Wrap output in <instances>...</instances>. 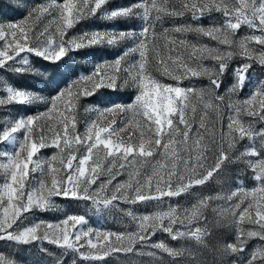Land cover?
<instances>
[{
    "label": "snow or ice",
    "instance_id": "1",
    "mask_svg": "<svg viewBox=\"0 0 264 264\" xmlns=\"http://www.w3.org/2000/svg\"><path fill=\"white\" fill-rule=\"evenodd\" d=\"M109 3L110 0H63L62 3H55V0H52L49 4L34 8L29 12V16L20 22L0 23V41L4 42L3 47H0V68L17 74L37 73L38 70L29 63V55L59 68L61 64L66 63V57L71 58V53L78 52L80 49L105 45L118 46L127 41H131L132 44L114 61L97 64L90 74H82L72 80L65 89L51 97V108L46 112L20 117L0 131V142H7L10 145L19 143V147L14 153L0 151V157L6 158V162L0 163V173L4 177L3 183L0 184V208L3 209L0 214V239H7L23 245L47 241L65 252L78 253L81 259L102 261L113 252H133L134 245L147 242L149 236L157 230L168 233L173 239L185 237L191 233V229L188 232H181L173 228L176 223H184L175 208L157 211L152 215L133 216V220H138V231L136 232L93 230L92 228L85 230L83 227H78L85 224V217L74 214L67 215L55 223L39 221L23 227L21 224L27 218L25 214L54 207L53 197L91 201L92 207L97 213H100L114 207L113 202L118 200L136 204L151 200L158 201L165 196H179L181 192H187L193 185L204 184L213 176V172L229 159L226 151L221 147L215 167L207 170L206 174L198 173V167H203L200 163L203 158V150H201L200 155L196 156L195 162H193L191 154L187 159H180L179 163L183 164L184 172L178 170L177 144L187 148L189 153L193 147L201 148L202 137L196 140L195 145L189 144L192 125L186 117L185 101L189 99L188 94L202 96L203 92L197 93L193 89L183 88L179 84L174 86L162 83L155 79L152 73L155 68L157 72H162L176 81L188 76H207L209 88L220 89L221 78L228 70V60L234 53L232 51L223 52L219 48L209 47L206 44L188 45L186 41L181 40L179 44L190 47L191 54L186 59L182 58V54H180L175 58L169 56L165 60L156 50L157 46L153 42L151 51L159 59L152 63L147 55L148 42L155 36V23L160 20L161 13L169 16H183L185 13H190L192 19L197 21L206 13L216 11L225 17L224 24L220 27L205 28L187 24L177 26L172 30L177 33L195 32L229 48L238 45L241 53L251 59L253 52L248 42L255 41L256 44L264 46V0H235L231 6L227 0H177L179 8L175 4H170V0H139L137 3L111 11L107 7ZM33 13H36L35 19L51 17L43 30H34V25L30 23ZM98 13L102 19L107 20L139 17L143 26L138 32L97 30L78 36L68 35V30L74 28L80 20ZM242 24L247 25L250 29H259L261 34L245 36L239 41L234 40L233 37ZM169 51L179 52L175 40L169 46ZM137 53L139 59L130 61L129 58ZM204 54H206V58L218 62L217 69L204 68L200 65L193 67L189 63L193 56L204 59ZM17 58H19L20 66H15ZM169 60L174 71L169 70ZM9 61L13 63L9 64ZM258 62L264 65V51L260 53ZM250 67L249 63H245L235 69L238 85H234L233 90L238 86H243ZM122 87L136 89L137 94L134 95L131 103L114 104L107 108L95 109L96 119L86 125L84 133L76 131L77 121L73 114V108L81 97L93 96L101 88L118 90ZM4 91L6 98H0V105L11 103L24 105L41 99L31 91L13 86H5ZM215 98L219 101L224 99L220 95ZM58 102L65 104V113L61 114L64 135L63 137L57 135L49 145L44 135L36 139V134L41 127L40 121L50 116ZM205 107H212V105L207 104ZM230 107L235 106L230 105ZM130 112L134 116L142 113L146 121L149 122L145 125L148 133L146 134L142 130L138 143L131 140L127 143L115 142L112 136L117 132V129L112 125L116 124L117 116L121 114L127 116ZM241 112H246L248 116L264 122V87L257 89L250 98L241 102V106L236 108V117H239ZM108 116L111 117V120L106 121L107 126L99 123L101 119H106ZM229 121V135L232 137L228 142L229 149L235 147L236 134H239V139L245 137L254 139L255 135H259L264 140V128L257 134L254 133L251 124L245 127L239 119L231 115ZM179 125H183V130ZM201 127H204L203 119ZM123 130V128L120 129V131ZM21 131L24 132V136L18 142L15 134ZM48 131H52L51 127ZM177 134L182 135L183 139L175 140ZM199 135L197 132L198 137ZM165 140L167 142H164ZM221 140H223V136ZM49 146L56 147L61 155L52 156L51 161H40L38 158L34 160V157H37L42 149ZM158 148L164 149L161 153L164 157L171 154L170 167L167 163H162L159 160L155 164L152 163L150 158L154 157ZM81 149L84 150V153L77 156V152ZM23 153H26V158L22 156ZM258 155L255 147L241 153V157ZM55 161H59L63 172L60 167L53 166ZM146 164L150 165L153 171L146 179H142L139 168ZM126 166L136 167L137 170L134 173H129L128 182L110 187L112 180L118 174L117 169H125ZM249 166L255 170V179L260 182L261 187L254 189L252 193H245V195H252L253 199H256L257 192L264 193V159L249 161ZM45 167L47 168L46 175L51 177L50 183L41 178L33 185L29 181L30 173L39 169L41 175L44 176ZM105 171L111 176V179L101 182L98 188L93 189L92 186L97 183ZM184 173H187V176ZM134 176L136 177L135 182H133ZM185 179H187V183H184ZM174 183L177 186H174ZM241 191L243 190L241 189ZM232 195L235 196L237 193L233 192ZM206 205L207 201L201 200L198 205L194 206L191 215L187 217L189 222L198 217L200 206ZM252 206L250 203L248 208L240 214L241 220H244L245 214ZM255 217L253 221L249 214L248 222L257 224L259 230L249 231L247 236L259 237L264 241V200H258ZM165 219L168 221L167 224L164 223ZM193 234L199 239L202 230L196 229ZM243 243L244 241L241 239L239 245L229 244L225 251L241 252ZM152 247L159 248L170 255L178 254L163 243L154 244ZM0 264H13V262L0 257ZM247 264H264V246L252 254Z\"/></svg>",
    "mask_w": 264,
    "mask_h": 264
},
{
    "label": "rangeland",
    "instance_id": "2",
    "mask_svg": "<svg viewBox=\"0 0 264 264\" xmlns=\"http://www.w3.org/2000/svg\"><path fill=\"white\" fill-rule=\"evenodd\" d=\"M52 0H0V23L20 22L29 16V12L34 8L51 3ZM63 0H55V3H62ZM139 0H110L107 6L109 11L115 8L126 7L137 3ZM229 5L235 3V0H227ZM170 4H175L179 8L177 0H170ZM36 13L30 23L34 25V30H43V27L51 19V17H41L35 19ZM155 16V13H153ZM225 17L222 13L212 11L206 13L199 20L194 21L190 13H185L183 16H169L163 13L160 14V20L155 23V36L148 42L149 51L147 55L152 63H155L159 57L151 51L153 42H155L156 50L160 55L167 60L169 56L175 58L182 54V58H187L192 49L190 47L181 46L179 41L184 40L188 45L191 44H206L209 47L219 48L223 52L232 51L234 54L228 60V70L222 76V86L220 89H210L209 79L207 76L192 77L188 76L179 81L171 79L168 75L157 72L153 68V77L165 84L177 85L183 88H191L194 92H203V95H189V99L185 101L186 117L190 121L192 128L189 133V144L195 145L197 139L201 140V148L193 147L191 153L182 145L177 144V165L180 172H184L183 164L179 163L180 159H187L191 154L193 162L196 156L200 155L203 150V158L200 163L203 167H198V173L206 174L207 170L215 167L216 159L219 156L220 148L226 151L229 159L226 160L219 169L213 172L204 184L193 185L187 192H181L179 196L162 197L160 200H151L147 202H138L130 204L122 200L114 201V207L105 209L103 212L97 213L92 207L91 201L66 199L62 197H53L54 207L44 211L35 210L32 213L25 214L26 219L23 220L21 227L34 224L39 221L59 222L67 215H83L85 224L83 227L92 228L93 230H111L117 232H136L138 231V220H133V216L140 217L143 215H152L157 211H167L169 208L177 209V212L184 223H176L173 228L177 231L191 233L185 237L173 239L168 233L157 230L151 234L148 241L145 243H137L134 245V251L131 253L113 252L106 256L102 261H92L81 259L78 253L58 248L47 241H41L33 244L23 245L17 244L14 241L0 239V257L7 261H12L13 264H247L248 259L252 254L264 246V241L259 237H248L249 231L259 230V226L255 223L248 222L250 214L253 221L255 220L256 204L258 200H264V193L257 192L256 199L252 195L254 189L261 187L260 182L255 179L256 172L249 166V161L264 159V140L259 135H255L254 139L245 137L239 139V134H236L235 147L228 148V142L232 139L229 135V116H233L248 127L251 124L254 133H259L264 128V122L259 121L254 117H250L246 112H241L239 117H236V108L241 106V102L250 98L253 93L264 87V65L258 62V57L264 46L258 45L255 41H249V47L252 49V58L244 56L238 45L229 48L224 45H219L216 41L195 32L177 33L173 31L177 26L191 24L194 27L202 26L205 28L220 27L224 24ZM235 22V21H233ZM143 26V22L139 17L118 18L116 20L102 19L98 13L95 16H90L80 20L74 28L68 30L69 36H78L86 32L93 31H136L138 32ZM169 31H165V30ZM259 29L249 28L242 24L237 30L234 40L239 41L245 36L260 35ZM11 39V37H9ZM176 41V47L179 52L169 51V46L172 41ZM4 42L0 41V47H3ZM131 41L122 42L118 46H99L92 48L80 49L78 52L71 53V58H65L66 63L61 64L59 68L54 65H49L46 62L39 60L34 56L29 55V63L33 68L37 69V73H14L8 69L0 68V98H6L5 86H13L21 90H27L38 95L41 99L30 104H5L0 105V131L10 122L27 117L28 115H36L46 112L51 108V97L56 95L60 90L65 89L72 80L77 79L82 74H90L97 64L110 63L114 61L126 48L131 47ZM198 59L193 56L189 63L196 67L200 65L204 68L217 69L218 62L206 58ZM139 55L134 54L129 58L130 61H136ZM12 64V61L8 62ZM249 63L251 67L246 74V80L243 86H238L233 90L234 85H238L235 76V69ZM169 70L174 71L171 66V61H168ZM15 66H20L19 58H17ZM163 67V65H161ZM110 71V70H108ZM182 72V69L180 70ZM127 75L126 73L124 74ZM75 91V90H74ZM136 93L135 88L122 87L118 90L109 88H101L93 96L81 97L78 104L73 108V114L76 117V131L83 134L86 125L96 119L97 113L95 109L107 108L114 104H129ZM217 95L223 96V101L217 100ZM211 104L212 107H205ZM234 105L235 107H230ZM195 109V111H193ZM65 113V104L58 102L56 109H53L49 117L40 121V129L37 130L36 139L44 135L49 145L56 139L57 135L63 137L64 126L61 123V114ZM203 119L204 127H201ZM111 117L101 119L99 123L107 126L106 121H110ZM149 123L142 113L133 115L128 113L127 116L119 115L116 117V124L112 125L117 129L113 134L112 139L115 142L127 143L130 140L138 143L141 131L146 134L148 129L145 125ZM51 127L52 131H48ZM71 127V125H69ZM183 130V125H179ZM123 128V131L120 129ZM197 132L200 134L197 136ZM17 141L23 139L24 132L15 134ZM223 136V140L221 137ZM182 140V135L177 134L174 138ZM215 141V144H213ZM164 142H167L166 140ZM75 146V145H74ZM19 147V143L10 145L7 142H0V151L14 153ZM255 147L258 156L241 157L246 149ZM163 148H158L157 153L153 158H150L155 164L157 160L162 163H167L171 166L172 156L167 157L161 155ZM84 153V150L77 152V156ZM61 155L56 147H46L42 149L35 159L40 161H51L52 156ZM66 156V153L64 154ZM22 156L26 158V153ZM6 162V158L0 157V163ZM107 163V162H105ZM54 167H60L63 172V167L59 161L53 162ZM31 167V166H30ZM136 167H127L125 169H117L118 174L112 180L114 187L118 183H126L129 181V173L136 172ZM153 168L150 165H145L139 168L140 176L146 179L151 175ZM47 168L45 167V175L42 176L39 169L36 172L30 173L29 181L35 185L41 178L46 179L49 183L50 176L46 175ZM187 176V173H184ZM111 179V176L105 173L99 177L97 183L93 185V189L99 187L101 182H106ZM136 177H133L135 182ZM4 177L0 173V184L3 183ZM185 179L184 183H187ZM174 186H177L174 183ZM241 189L243 191H241ZM165 190L167 188L165 187ZM237 195L233 196L232 193ZM229 197H231L229 199ZM211 198V199H209ZM201 200H206V206H200L198 209V217L191 222L188 216L191 215L194 206L198 205ZM252 208L248 209L244 220H241L240 214L244 209L248 208L249 204ZM239 205V207H237ZM3 209L0 208V214ZM132 213V215H129ZM168 223L167 219L164 221ZM196 229H201L202 234L197 239L193 234ZM243 239V251L232 253L225 251L229 244L239 245ZM163 243L167 248L177 252V255H170L159 248L152 247L154 244ZM46 250V251H45ZM87 250V249H85Z\"/></svg>",
    "mask_w": 264,
    "mask_h": 264
}]
</instances>
